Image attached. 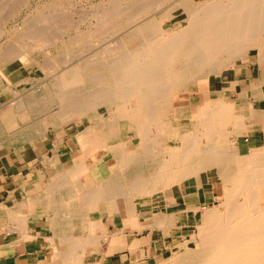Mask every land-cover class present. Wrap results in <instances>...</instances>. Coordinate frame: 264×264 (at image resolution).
Listing matches in <instances>:
<instances>
[{
  "label": "bare ground",
  "instance_id": "bare-ground-1",
  "mask_svg": "<svg viewBox=\"0 0 264 264\" xmlns=\"http://www.w3.org/2000/svg\"><path fill=\"white\" fill-rule=\"evenodd\" d=\"M139 1L141 4L138 2L139 6H135L134 10L126 9L127 6L121 10L113 4L100 12L102 16L98 20L103 25L121 16L127 23L137 22L124 26V32L118 39L103 43L91 55L82 54L75 62L60 68L51 85H48L47 92L34 99L41 105L50 101L48 104H60L61 112L53 115L65 123L75 119V116L86 114L89 117V125L76 136L80 152L73 154L72 165L62 163V170L57 172L49 186L46 184L48 191L41 200L44 208L53 211L48 221V226L54 229L52 235L47 236L54 246L49 264H78L89 250L98 245L99 239L107 242L109 251L123 246L132 251L143 244L147 251L150 249L145 238L130 247L127 239L124 242L120 240L121 231L106 232L101 218L92 216L96 210L106 211L112 223L120 217L138 232L156 227L161 228L165 235L170 227L174 228L176 215L179 214L183 220L184 216L188 217L190 212L195 214L199 209L203 211L195 225L196 231L194 234L190 232V239L181 244L182 251L170 255L168 259H160L158 264H264V142L258 147L254 145L248 153H238L230 135L241 132L240 115L239 119L236 118L232 113L233 104L226 105L222 97L214 99L216 102L213 104L208 88L209 76L218 77L223 70L235 66L236 60L249 56L251 49L263 47L264 0ZM88 10H84L85 14ZM112 24L106 27L114 32L119 31L122 25ZM133 29L139 31L140 39L127 44L124 34ZM59 34L61 36L62 33ZM45 36L42 38L44 42ZM34 41H38L37 37ZM39 41L37 43L43 45L44 42ZM52 62L50 66L54 67ZM229 83L228 87L235 84ZM190 85L208 93L209 102L192 115V126H172L164 118L171 115L178 119L188 111L186 106L175 105L174 97L187 91ZM103 105L109 110L115 108V113L107 112L104 116L106 113H101L102 108L99 109ZM228 112H231L228 123L216 125L215 120H222ZM257 116L254 118L257 119ZM42 122L46 128L47 120ZM120 122L124 125L122 133L117 131ZM0 123L4 125L5 122L0 119ZM129 130L132 132L127 134ZM159 135H165V144L160 143ZM112 137H118L119 141L109 144L107 139ZM8 139L4 138L0 145L9 142ZM102 147H106L115 163V168L109 169L106 175L99 174L101 169H88L85 160L88 154ZM52 162L55 164L58 161L55 159ZM82 170H86L84 180L79 178ZM210 181H215L221 189L217 204L204 206L194 202L187 204L184 210H168L155 216L144 215L143 218L137 211L142 201H151L157 194L165 202H172L175 197L185 195L187 185L211 188L213 182ZM174 186L178 187L177 196ZM28 189L36 190L34 185ZM24 205L10 212L24 215ZM76 226L87 228L88 232L73 235ZM93 264H110V259L104 254ZM127 264L138 263L132 260Z\"/></svg>",
  "mask_w": 264,
  "mask_h": 264
},
{
  "label": "rangeland",
  "instance_id": "rangeland-1",
  "mask_svg": "<svg viewBox=\"0 0 264 264\" xmlns=\"http://www.w3.org/2000/svg\"><path fill=\"white\" fill-rule=\"evenodd\" d=\"M138 2L139 4H141L139 0H123V1L122 0H0V36H1L0 37V45H1L0 47V57H1L0 58V115H3L0 117V119L1 121H3V123L5 122L4 125L0 123V141L4 140V138H7L6 136H10L11 133L17 132V130L20 129L21 124L22 125L24 124V117H25V120L27 119V121L31 120L33 117H36L38 119H44L47 121L50 120L52 122L49 125L47 124V127L45 128L46 132L44 133V141L46 142V145H47L45 149V153H47V156H50V154L53 153L54 150L57 149L56 151H58L62 155V159L66 161L67 164L72 163V161L74 160L73 154L75 152H80V147L78 146L76 136L79 131H81L82 129H84L85 127L89 125V122H88L89 117L86 114L80 115L78 117L74 115L75 119L73 118L71 119L70 122L65 123L59 120V117L57 115H53L54 113L58 114L59 111L61 112L60 104L55 103V102L48 104L51 102L50 101L48 103H45L46 105L45 104L41 105V103L35 102L34 99L41 97L43 93L47 92L48 90L47 88H49V86L51 85L52 79L65 66L78 60L79 56L82 54L91 55L97 48L101 46V44L118 39L119 36L122 35L121 33L124 32V30H122L123 28L137 22L135 20V21H130L129 23H127V21L122 19V17L124 18V16H121L119 18L114 17V19L110 20L111 21L110 24L105 23L104 24L105 27H104V25L100 24V21H99L104 10L112 7L113 4L114 5L117 4L119 6V9L121 10L125 9L126 6H127L126 9L130 8L131 10H134L135 6L136 8H138L137 7ZM86 9L87 10L89 9L88 10L89 12L87 11L85 14ZM100 9H102V11ZM90 11H91V14L89 15ZM49 16L53 20H51ZM44 18H47V20ZM44 21H46V23ZM115 22L116 24H120V23L122 24L121 27L118 28L119 31L116 29L117 32H114L115 30H111V28L108 29L106 27V26L109 27V25L111 26V24L112 23L114 24ZM74 25H75V28H74ZM51 27H54V29ZM105 28L106 30H104ZM52 30L54 31V34ZM60 32L63 35L61 34L60 36L59 34ZM32 35H33V38H32ZM45 35L47 36V38L44 39L45 40L44 42L42 38H44ZM49 35L56 36V38L53 37L52 39V36H49ZM35 36L37 37L38 41L39 39L41 40L39 42H42V43L44 42L43 45L41 43L40 44L37 43L38 41L36 42L34 41L36 40ZM57 36L59 37L57 38ZM19 39L21 40L24 39L22 41H25V42H21V40ZM124 39L126 40L127 44L136 43L140 39L139 31L137 29H133L129 32H126L124 34ZM46 40H47V43H46ZM62 40L64 42H61ZM69 40H74V41L70 43L68 42ZM18 43H21V44H18ZM33 43L35 46L32 45ZM35 43H37V45ZM31 45L34 46V48ZM38 45H41L43 47L41 46L39 47ZM36 46L37 48L35 49ZM5 48L6 50H4ZM42 50H43V53H42ZM44 50L46 51V53ZM256 50H257V47L251 49L249 56H245V57H242V59L236 60L235 66L229 67L223 70L218 77L213 76V75L209 76L208 78L209 87L208 88H209V95L211 97V101L213 104L216 102L214 99H217L218 97L224 98L223 101L224 102L226 101L225 104L228 106H231L233 104L232 100H230L231 97L227 90L229 89L228 86L230 84L229 83L230 78L234 75L236 69L244 65L247 59L250 58L256 52ZM68 53H71V54H68ZM67 55L70 56V58H68ZM51 59L54 62H52ZM60 59L62 63L60 62ZM43 62L46 64L40 65ZM48 62H50V64ZM51 62L55 64V65L53 64L54 67L50 66L52 65ZM58 62H60L61 64ZM46 65L49 68H47ZM55 68H56V71H55ZM51 70L55 72H52ZM51 75L52 76L54 75V76L52 77ZM196 87H197L196 85H190L187 91H183L179 94H175L174 104L179 105V106H186L187 107L186 110L188 111H186L178 119L172 118L171 115L166 116L164 118L166 122H168L172 126H176L180 128L188 127V125L190 127L194 124L193 118H191L192 115L200 108V106L203 107L206 103L209 102L208 93L198 91V87L197 88ZM35 93L38 95H36ZM22 97H26V99L28 100L26 103L28 105L26 106L27 107L26 109L29 108L23 118H22L21 112L23 110L22 107L24 106V104L21 106V103H20V99ZM105 107L106 105H103V107L99 108V109L102 108L101 113H106L104 114V116H107V112L109 114L115 113V108H111L112 110H109V109H106ZM30 111H32V113ZM74 112H75V109H74ZM9 113L11 114L9 115ZM230 116H231V112H228L227 114H225V117H223L222 120L221 118H217L215 120L216 125H223L224 123H228V121L231 119ZM11 119H13V121ZM111 124L107 123V125H111ZM16 125L17 126L20 125L18 126L19 127L18 129H15L17 127ZM123 126L124 125L122 124V122H120V126L117 127V131L121 133L124 132ZM10 130H13V131H10ZM131 132L132 131L129 130L127 134ZM173 139L177 140L175 138ZM107 141L109 144H114L117 141H119V139L118 137H112V138L107 139ZM159 141L161 144H165L167 142L165 135H159ZM5 147L8 149V151H10L11 144L5 145L2 143V145H0V159H2L3 154H6ZM85 160H86L87 166H89L88 169L89 168H93L96 170L101 169L102 170L101 173L103 175H106L109 169L112 170L113 168H115L114 158L111 154H109L106 147L99 148L93 151L91 154H88ZM79 178L83 180L86 178V170L85 171L82 170L79 172ZM47 180L49 179H46L45 181V187H46L44 189L45 194H47L46 191H48V186H49L48 184H50L51 182ZM210 182L211 183L213 182L212 184L213 186L211 188H205V189L195 188V186L187 185L185 188L184 196L185 197L188 196L186 198L188 199V204L194 203V201L196 200L195 195H197V193L200 195V198L202 196L205 198L204 199L205 202L202 203L204 204V206H210L213 203L217 204L218 203L217 200H219L218 194L221 192V189L219 185L215 183V181H210ZM46 184L48 186H46ZM173 191L175 195L179 194L177 186L173 187ZM214 192H215V195H214ZM181 196L179 195V198ZM163 202H164L163 197L157 194L153 196V199L151 201L147 199L145 201H142L140 205L137 206V211L141 218H143L144 215L146 216L150 214L154 216L158 215L162 211L165 212ZM166 203L168 204L170 203V201L167 200ZM183 206L185 205H181V204L179 205V207H183ZM45 209L48 212L47 215H50V213L53 212L52 210H48L47 207ZM202 211L203 210L199 209L197 213L195 214L194 213L192 214L190 212V214L192 215L189 214L188 217L184 216L185 218L183 217V220H181L180 223H179V218L177 216L176 220L174 219V221H176V223L180 225L174 228L170 227L167 234L165 235L161 228H156V227H153V229H151L150 227H147L143 229L141 232H135V234L127 231L128 241L130 239L135 240L134 241L135 243L131 242L130 247L135 246L136 243L138 244V242L143 241L145 238V243L148 244V246H150V249H148L149 252L146 250L147 248L145 244H143L140 247L134 248V250L132 251L128 250V248L123 245H122L123 247H121L120 249L109 251L107 242L105 240L103 241V239H99L98 245H96L92 250H89L83 257V260L78 261V264H81V263L82 264H93L96 261L100 260L104 256V254L108 255L110 259V264H127V263H130V261L132 260L137 261L138 264H158V261L160 259H165V258L168 259L171 257L170 255H173L176 252L182 251L183 248L181 244L185 242L186 240L190 239L191 233L194 234V232L196 231L195 225L198 222L199 215L202 213ZM92 216L94 218H97V217L101 218V223H103L102 225L105 228L106 232L113 233L116 230L122 231L118 227H120V224L122 223L123 219H121V221L117 220L118 222V223L116 222L117 224L112 223L109 220L107 212L104 210L100 212L96 210L92 213ZM48 221L50 222V220L47 218L46 229L44 233V237H45L44 245L48 248L46 264H49V262L51 261L52 259L51 254L53 253V250H54V246L50 244V241H48L47 239V236L52 235V233L54 232V229L51 230L52 228L48 226L47 224ZM109 223L111 224L109 225V227H107ZM84 232L86 234L88 232V229L87 228L84 229L82 228V226H76V229H74L72 234L74 235L76 233L75 235H80V234H83ZM61 238H63V236H61ZM120 240L124 242L126 240V236L122 234L120 236ZM104 246L107 248H105Z\"/></svg>",
  "mask_w": 264,
  "mask_h": 264
},
{
  "label": "crops",
  "instance_id": "crops-1",
  "mask_svg": "<svg viewBox=\"0 0 264 264\" xmlns=\"http://www.w3.org/2000/svg\"><path fill=\"white\" fill-rule=\"evenodd\" d=\"M230 82H235V84L233 83L232 86L230 85L229 89H227L231 97L230 100L233 102L234 109L232 113L233 115L235 114L234 116L236 118H241L239 120L243 126V131L241 130L239 133L231 134L230 139L233 141L237 152L245 154L252 148L263 145L262 143L264 142V45L261 49H257L255 54L248 58L243 66L236 69L234 75L230 78ZM27 101L26 97L20 99V103L25 105L22 107V118L28 111L26 109V106H28L26 104ZM30 112L32 113V111ZM256 116L257 119L254 118ZM43 120L44 119L33 117L31 120L27 121V119L25 120L24 118L23 126L21 124L20 129H18V126H20L18 125L15 128L18 129L17 132L11 133L10 135L12 136L7 137L9 138V142L6 144H11V152L5 147L6 154H3L2 159H0V264H46L47 261L48 248L44 245V233L47 218L50 219L53 214L49 212L50 215H47L48 212L45 211L46 209L42 205L41 200L45 196V193H43L45 190L42 188L45 189L44 181H46V179H49L47 181H52L57 172L62 170L61 166L63 164L72 165L73 162L67 164L66 161L62 159V155L56 150H54L50 156H46L47 153H45V149L47 145L44 141L45 131L43 132L42 130L45 128L42 122ZM243 121L247 122L244 124ZM51 122L52 121L49 120L47 124L49 125ZM27 131L30 132L28 133ZM37 145L38 147H36ZM55 159H57L58 162L54 164L52 161ZM33 185L36 190H29L28 187ZM187 197L182 196L179 198L177 196L174 198V201L168 204L164 200V211L184 210L188 204ZM195 198L196 200L194 202L197 204L205 202V198L203 196L200 198L198 193L195 195ZM180 204L185 206L179 207ZM23 205L25 208L24 215L22 213L18 216V214L10 212L17 207H23ZM177 216L180 223L182 218L179 214L176 215V217ZM121 219L122 218L119 217L118 220L121 221ZM174 222V227L180 225L177 224L176 221ZM110 224L111 223H109L107 227H109ZM19 227L21 229H19ZM118 228L122 230L121 232L126 236V239L127 231L134 234L138 232L136 228H132L124 219ZM134 241V239H130L127 243Z\"/></svg>",
  "mask_w": 264,
  "mask_h": 264
}]
</instances>
